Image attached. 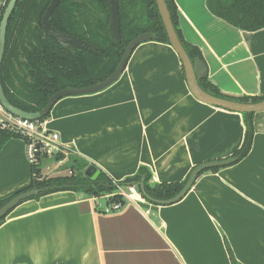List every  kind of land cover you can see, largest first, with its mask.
<instances>
[{"label": "crops", "instance_id": "1", "mask_svg": "<svg viewBox=\"0 0 264 264\" xmlns=\"http://www.w3.org/2000/svg\"><path fill=\"white\" fill-rule=\"evenodd\" d=\"M173 2L178 31L200 51L202 79L228 98H264V28L241 31L212 15L206 0ZM252 124L247 156L199 175L173 205L102 214L91 195L70 190L20 203L0 226V264H231L226 244L236 264H264V113ZM46 125L69 154L114 181L145 168L150 187L231 157L244 137L242 116L198 102L171 47L154 41L134 50L106 90L57 102ZM24 152L22 139L1 148L0 200L31 184Z\"/></svg>", "mask_w": 264, "mask_h": 264}, {"label": "trees", "instance_id": "2", "mask_svg": "<svg viewBox=\"0 0 264 264\" xmlns=\"http://www.w3.org/2000/svg\"><path fill=\"white\" fill-rule=\"evenodd\" d=\"M0 7V20L6 4ZM171 22L188 57L201 59L200 51L186 43L177 29L176 7L173 0H164ZM51 0H18L9 18L6 29V43L1 64V84L8 101L27 113L40 112L54 93L67 88H82L95 85L113 73L127 44L136 36L153 33L154 42L167 44L168 38L159 16L155 0H117L119 11V42L114 41L109 31L108 0H60L51 15L50 25L58 33L75 37L85 43L93 52L81 49L69 52L49 38L42 28V17ZM208 11L246 32L264 28V0H206ZM200 87L220 98L240 103L263 101L260 97L228 98L221 95L206 79ZM49 114L40 119L44 121ZM245 133L241 147L231 157L235 163L247 156L253 138V115H243ZM10 139H21L13 132L0 127V150ZM63 159L60 155L56 161ZM234 163V164H235ZM45 164L31 166V184L13 196L28 191L39 190L36 196L59 191H82L94 198L113 195L118 184L100 171L95 180L83 175L88 162L68 154L63 165L70 175L52 178L42 177ZM220 169V168H219ZM218 168L206 170L215 172ZM202 172L201 174H203ZM200 174V175H201ZM143 177L144 190L154 200H168L184 186L181 183H160L150 187V174L145 168L127 178L123 184H137ZM13 196L0 200V208ZM105 204L121 202L118 196H110ZM7 217V216H6ZM0 219V226L5 218ZM231 264H236L231 249L226 244Z\"/></svg>", "mask_w": 264, "mask_h": 264}, {"label": "water", "instance_id": "3", "mask_svg": "<svg viewBox=\"0 0 264 264\" xmlns=\"http://www.w3.org/2000/svg\"><path fill=\"white\" fill-rule=\"evenodd\" d=\"M17 1L18 0L8 1L0 20V75H1V64L5 49V43H6L7 24ZM59 2L60 0H51L49 6L47 7L42 17L41 23L45 34L67 51L84 49L89 52H93L94 48L89 49L87 43L82 42L81 40L75 37L60 34L51 27L50 25L51 15L54 12V10L57 8ZM108 3H109L108 12L110 15V19H109L110 35L114 39V41L119 42L120 27H119L118 2L117 0H108ZM155 3L168 38L169 46L171 47V49L173 50V52L175 53V55L177 56L180 62L181 68L183 70L185 82L191 95L198 102L202 104L241 115L244 125V133H245V121L243 115H255L259 113H264V100L256 103H240L225 98L216 97L204 91L200 87L198 82L206 75L205 65L199 58H195L191 60L188 57L183 45L181 44L177 36L175 28L171 22L165 1L155 0ZM154 39L155 36L151 32L136 36L127 44L117 67L115 68L113 73L109 75L106 79L92 86L82 87V88H67L56 92L52 96H50L47 104L40 112L27 113L11 105V103L8 101L7 97L5 96L1 84V77H0V106L5 112L9 113L14 117L27 119L31 121L40 120L41 118L47 116L50 113L53 106L64 98L94 95L112 86L120 78L134 50L141 44L153 41ZM236 160H237L236 157H229L227 159L208 160L198 163L189 171L188 175L184 179L185 184L182 187V189L174 197L168 200H154L150 198L144 190L143 177L140 178V181L136 185L135 184L133 185H135L138 188L139 193L147 203L153 206H169L179 202L189 192L194 182L196 181L197 177L202 172L214 168L219 169L230 166L234 164ZM99 173H100L99 169L93 164L89 165L83 171V175L91 180H95L99 175ZM126 179L127 178L121 181H114V180L113 181L115 182V184L118 185L120 184L121 186H123L125 185L123 184V182ZM38 193H40L39 190H28L13 196L0 208V219L6 217L20 203L33 198Z\"/></svg>", "mask_w": 264, "mask_h": 264}, {"label": "built area", "instance_id": "4", "mask_svg": "<svg viewBox=\"0 0 264 264\" xmlns=\"http://www.w3.org/2000/svg\"><path fill=\"white\" fill-rule=\"evenodd\" d=\"M0 127L7 129L18 135L25 145V158L30 164L38 165L40 162L46 164L47 161H55V168H59L64 164V160L69 154V147L61 144L59 135L48 129L46 120H27L14 117L5 112L0 106ZM62 155L63 159L56 161L58 156ZM110 196H118L121 202L102 205L100 201H106ZM94 198V205L102 214H112L120 211L125 205H132L136 208H141L142 205L148 203L144 200L138 191V188L133 185L117 186V190L113 195ZM143 215L148 216L150 208L143 210Z\"/></svg>", "mask_w": 264, "mask_h": 264}, {"label": "rangeland", "instance_id": "5", "mask_svg": "<svg viewBox=\"0 0 264 264\" xmlns=\"http://www.w3.org/2000/svg\"><path fill=\"white\" fill-rule=\"evenodd\" d=\"M69 149L71 150V148H69ZM69 153H70V151H69ZM53 165H55V161L54 160L53 161L49 160V161L46 162V164L44 166H42V169L45 168L46 166L49 167L48 170L43 171V172L41 171L42 177H48V178L56 177L55 174H57V173H58L57 175H63L62 173L66 174V175H69L68 174L69 171L67 169H65L64 167H59L57 170L53 169L54 171L50 170L53 167Z\"/></svg>", "mask_w": 264, "mask_h": 264}, {"label": "flooded vegetation", "instance_id": "6", "mask_svg": "<svg viewBox=\"0 0 264 264\" xmlns=\"http://www.w3.org/2000/svg\"><path fill=\"white\" fill-rule=\"evenodd\" d=\"M83 42V41H82ZM90 49V48H89ZM76 50H81V49H76ZM76 50H74V51H76ZM74 51H69V52H74ZM94 51V50H93Z\"/></svg>", "mask_w": 264, "mask_h": 264}]
</instances>
